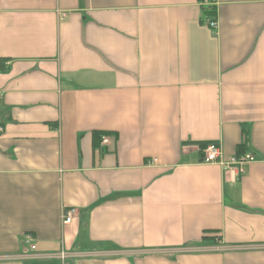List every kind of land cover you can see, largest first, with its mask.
<instances>
[{"label": "crops", "instance_id": "obj_1", "mask_svg": "<svg viewBox=\"0 0 264 264\" xmlns=\"http://www.w3.org/2000/svg\"><path fill=\"white\" fill-rule=\"evenodd\" d=\"M202 2L0 0V264H264V0Z\"/></svg>", "mask_w": 264, "mask_h": 264}, {"label": "built area", "instance_id": "obj_2", "mask_svg": "<svg viewBox=\"0 0 264 264\" xmlns=\"http://www.w3.org/2000/svg\"><path fill=\"white\" fill-rule=\"evenodd\" d=\"M218 0H203V5L206 8V14L204 20L206 24L213 30L216 31L218 28V19L216 14ZM0 132L2 129L0 128ZM220 160V149L217 145H207L203 150V163L211 164L217 163ZM255 161V158L251 154L239 155L234 160V165L238 168V170L243 173V168L251 164ZM76 210L71 209L68 211H64L62 215L63 224L69 225L76 215ZM23 242L25 245L29 246L31 250H34V237L31 234H27L23 238Z\"/></svg>", "mask_w": 264, "mask_h": 264}, {"label": "trees", "instance_id": "obj_3", "mask_svg": "<svg viewBox=\"0 0 264 264\" xmlns=\"http://www.w3.org/2000/svg\"><path fill=\"white\" fill-rule=\"evenodd\" d=\"M205 147H206V145H201V148H205ZM217 238H218V237H216V236H215V237H214V236H213V237H205V236H204V240H208V239H210V240H215V239H217Z\"/></svg>", "mask_w": 264, "mask_h": 264}]
</instances>
